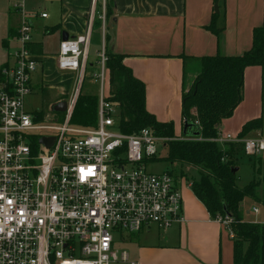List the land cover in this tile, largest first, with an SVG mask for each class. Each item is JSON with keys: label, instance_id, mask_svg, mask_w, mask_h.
I'll return each instance as SVG.
<instances>
[{"label": "built area", "instance_id": "2783aa9c", "mask_svg": "<svg viewBox=\"0 0 264 264\" xmlns=\"http://www.w3.org/2000/svg\"><path fill=\"white\" fill-rule=\"evenodd\" d=\"M21 12L15 46L0 68V264H138L116 247V235L130 237L150 225L165 231L185 221L183 179L147 169L165 157L160 151L167 138L150 127L121 131L119 105L102 87L108 81L104 45L94 74L101 85L94 126L70 123L78 91L63 100L60 124L48 114L41 121L29 113L25 103L38 60L30 49L33 24ZM88 44V31L61 40L58 69L81 80ZM41 137H53L52 144L39 142ZM214 140L239 142L248 156L264 151L261 137L218 134ZM216 219L233 236L232 217Z\"/></svg>", "mask_w": 264, "mask_h": 264}, {"label": "crops", "instance_id": "0c3cea01", "mask_svg": "<svg viewBox=\"0 0 264 264\" xmlns=\"http://www.w3.org/2000/svg\"><path fill=\"white\" fill-rule=\"evenodd\" d=\"M34 1L47 9H27L28 0H0V68L9 61V53L15 46L13 37L23 20L22 10L33 24L30 49L38 60L33 75L36 73L42 88L53 91L51 97L57 100L50 102L52 108L74 89L77 76L76 72L57 67L62 33L75 37L88 31L85 70L87 67L98 70V53L103 45L112 53L124 55L123 64L145 85L146 110L159 122L172 121L174 133L175 129L179 132L176 137H181L183 132L178 105L181 110L183 86L190 85L187 86L186 74L194 77L197 59L216 54H243L252 45V30L264 22V0H112V15L102 27L93 18L96 0ZM215 5L217 34L206 28L215 13ZM41 12H46L45 18L38 15ZM94 28L100 35V48H95L89 61ZM50 71L56 72L54 79ZM106 91L109 94L108 81ZM258 117L262 119V127L250 131L243 139H264V64L244 69L242 100L232 116L219 123L217 132L237 138L243 124ZM227 143L236 142L226 141L219 146L224 148ZM260 154L264 155V151ZM182 179L185 221L156 234L159 238L154 242L147 238L136 241L133 249L126 250L130 260L138 264H232L233 240L229 229L209 216L194 196L191 182ZM250 200L244 198L239 204L243 220L263 223L264 217L249 218L250 212L258 209L252 207L255 201L248 206Z\"/></svg>", "mask_w": 264, "mask_h": 264}, {"label": "trees", "instance_id": "16d2710c", "mask_svg": "<svg viewBox=\"0 0 264 264\" xmlns=\"http://www.w3.org/2000/svg\"><path fill=\"white\" fill-rule=\"evenodd\" d=\"M112 7L113 1L109 0L104 19L110 18ZM216 17L214 13L206 28L217 34L218 29L214 27ZM105 39H108L107 35ZM105 55L108 84L109 87L115 86L114 90L110 91L109 88L107 99L119 105L121 131L130 134L140 128L150 127L156 135L167 138V154L162 160L170 165L186 164L196 169L199 178L190 183L194 196L204 205L212 219L232 217V264H264V222L244 221L239 209L244 198L261 202L256 193L259 183L252 179L242 187L237 186L238 176L233 172L237 166L233 160L241 144L227 143L226 147L221 148L214 140L218 135L219 123L232 116L242 100L244 69L264 64V22L252 30V45L243 54H216L197 59L194 77L189 87L183 86L182 90V125L187 124V128L181 138L174 135L172 121L159 122L146 110L145 85L123 64L124 55L107 49ZM42 94L47 107L51 102L49 90L42 88ZM97 105V96L78 93L70 123L94 126ZM261 127V117L249 120L243 124L237 138L243 139L247 133ZM194 132H199L198 136H193Z\"/></svg>", "mask_w": 264, "mask_h": 264}, {"label": "rangeland", "instance_id": "374dc122", "mask_svg": "<svg viewBox=\"0 0 264 264\" xmlns=\"http://www.w3.org/2000/svg\"><path fill=\"white\" fill-rule=\"evenodd\" d=\"M108 6H109V0H96L95 6H94L95 16H93V18L95 19V24L97 23L98 26L102 27L103 22L107 21V19H104V16L106 14V10L108 9ZM43 7L45 6L38 5L37 2L34 0H28L27 9L33 8V9H37V11H41ZM44 9H47V8L45 7ZM31 11H35V10H31ZM96 32L97 31L94 28L92 37H91V42L89 45L90 46L89 47L90 51H89V56H88L89 61L93 57L95 48L97 46L98 48H100V35H98V33ZM98 71L99 69L93 70L92 68L87 67L86 70L84 71V74L81 80H79V78L76 76L75 81H74V85H75L73 89L74 91L73 90L69 91L66 94V97H62V98L65 101H67L75 91H78V93H80L81 95H95L99 97L101 85H100L99 79L97 78L95 79V76H94V74ZM50 72H51L49 74L50 77L54 79L56 72H53V71H50ZM186 76H187L186 83L188 86L193 77H191L190 73H187ZM38 80H39L38 76L35 73L33 75V81H32L33 93H31L27 97L25 108L31 114H40L41 121L43 119V116L45 114H48V117L53 119L52 123L60 124L62 117H63V113L55 112L54 110L50 111L49 109L50 105H48L47 107L45 106L44 101H43V94H42V83ZM72 87H73V84H72ZM102 87H103L104 94H107L108 92L106 91V82L104 83V85H102ZM109 88L111 91V90H114L115 86H112V87L110 86ZM52 93L53 91L49 90V94L51 96H52ZM56 100H57L56 98L51 97V102L52 101L55 102ZM178 113L179 115L181 114L179 105H178ZM178 133L179 132L178 131L176 132V129H175L174 135H177ZM178 138H181V137H178ZM160 153L161 155L166 156L167 146L164 147V149H161ZM233 162L239 168V173L237 174L238 179L236 181L237 186L242 187L246 185L252 179L255 182L259 183L256 189V193L259 196L261 202L253 204L252 207H257L260 210V212L254 213L251 211L249 214V218L252 220L263 218L264 217V209H263L264 206L262 203H264V155L259 154L256 156H248L245 153H243L241 145H240V149L237 151V154L235 155ZM147 169L148 171L152 173H161L163 171H169V172L171 171V173L174 176L177 175L181 178H184L185 180L189 182H191V180L193 179L199 178L198 172L193 167L186 165V164L181 165L179 163L170 165L166 160H161L155 163H151L148 165ZM237 172L238 170L236 171V173ZM251 201L253 200H250L249 205H248L250 207L252 205ZM163 231L164 230L157 229L154 225H150L148 228H145L138 233H134L130 237H120L116 235L115 236L116 247L119 249L123 248L129 252L131 249H133V246L136 243V241L142 242L147 238L150 242H154L159 238L158 236H156V234H160L161 232L163 233ZM113 264H123V263H113Z\"/></svg>", "mask_w": 264, "mask_h": 264}, {"label": "water", "instance_id": "95a60500", "mask_svg": "<svg viewBox=\"0 0 264 264\" xmlns=\"http://www.w3.org/2000/svg\"><path fill=\"white\" fill-rule=\"evenodd\" d=\"M214 12H215V13H218V8H217L216 5L214 6ZM67 39H68V34H67L66 32H63V33H62L61 40H62V41H65V40H67ZM77 95H78V94H77ZM65 107H66V103H65L64 101H62V102H60V103L54 105V106L52 107V109H53L54 111H57V112H62V111L65 110ZM186 128H187V124H184V125H183V129H182L183 133L186 131ZM198 134H199V132H194V133H193V136H198ZM39 142L45 144L46 146H50V145L52 144V142H53V137H49V138L41 137V138L39 139ZM237 169H238L237 167L234 168V169H233V172H236Z\"/></svg>", "mask_w": 264, "mask_h": 264}]
</instances>
